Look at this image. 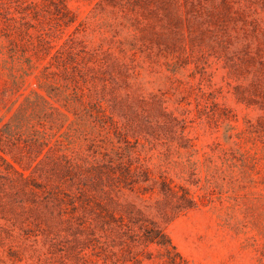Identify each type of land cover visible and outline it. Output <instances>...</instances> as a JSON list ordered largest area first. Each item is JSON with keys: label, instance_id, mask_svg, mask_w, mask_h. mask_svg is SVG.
Listing matches in <instances>:
<instances>
[{"label": "rangeland", "instance_id": "1", "mask_svg": "<svg viewBox=\"0 0 264 264\" xmlns=\"http://www.w3.org/2000/svg\"><path fill=\"white\" fill-rule=\"evenodd\" d=\"M125 1L67 0L64 26L0 0V264H264V0H194L177 25ZM70 37L108 53L121 143L74 97L90 83L34 87L33 46ZM35 91L48 103L24 104ZM111 156L151 179L109 185Z\"/></svg>", "mask_w": 264, "mask_h": 264}, {"label": "trees", "instance_id": "2", "mask_svg": "<svg viewBox=\"0 0 264 264\" xmlns=\"http://www.w3.org/2000/svg\"><path fill=\"white\" fill-rule=\"evenodd\" d=\"M137 1L138 5L142 7L141 9L153 11L156 15H160L161 19L164 18L166 23L175 25L181 24L183 20H188L187 12L189 8L195 4L194 0ZM122 2H124V0H122ZM125 2H127V0ZM197 2L198 4H201V0H197ZM151 3H155V5H151ZM221 4L225 9H228V11L230 10L231 5L227 0H222ZM43 9L48 12H52L53 10L52 13L55 15L56 23H59V25L62 23L64 26H69L75 21V16L70 13V10L67 7V0H43L42 3L32 2L27 8H24L23 11L24 13H32L33 17H38L40 10ZM182 9L184 10V14L181 13ZM22 25L19 23V27ZM42 42H45L44 39L40 40L38 45L33 46L32 56L37 60H43L49 57V60L41 68V70L34 75V87L38 90L51 87L58 89L60 84H53L59 83V80L61 79L65 81L66 86H71L72 88H81V83H90V90H92L91 93L85 94L82 90L80 93L78 91H74L78 93L75 94L77 96L74 95V97L79 99L81 98V100L84 98V100H86L91 106V110L88 111V115L96 122L95 124L99 123L100 125H97L103 130H112L115 138H117V142H123L124 136L127 135L128 130L125 125H122V123L120 124L117 120H115V104H112V99L109 98L104 91L109 85L111 89H113L112 82L114 78L110 76V72H113V70L109 69V61L106 58L108 53L105 49H103V44H99L93 48H87L81 41L74 37L68 38L61 44L52 46H45ZM14 44L15 42L13 41V53H16L17 49ZM52 50L54 51L52 52ZM27 61L30 62V60ZM107 75L110 79L107 78ZM99 83H102L101 90L98 88ZM58 95L59 94H56L54 96L57 97ZM50 97V95H43L39 91H35L33 94L24 97L23 102L24 104H36L40 101L48 103ZM69 97L67 100L72 99ZM23 110L24 109L19 110L17 115H20V113L23 114ZM49 113L50 112L42 109L33 111V115L42 119L46 118ZM39 139L40 137H36L33 141L39 143ZM12 158L16 161H22L23 153L19 148L17 151L12 153ZM103 162L107 165L109 171H112L114 174L115 172H118V175L115 178H110V181L112 182H108L109 185H115L120 188L137 181L146 182L151 179L149 170L141 165H132L129 158H114L111 156ZM20 177L24 181L22 185L23 187L33 185L35 188H41L39 184L31 183L29 176H27L24 171L20 172ZM160 185L162 192L170 191V188L165 180H162ZM185 195H187V191H185ZM87 197V192L81 190L78 192V197L76 199H73L72 197L68 198V204L75 210L78 208L76 201H83L80 205L86 204L85 201L88 199ZM98 204L100 205L99 207L105 211L112 212L108 205L106 206V204L103 203ZM188 206L192 207L191 204H188ZM157 243L160 242L157 241Z\"/></svg>", "mask_w": 264, "mask_h": 264}]
</instances>
